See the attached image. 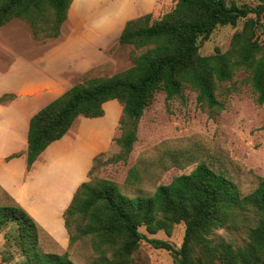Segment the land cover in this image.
Returning a JSON list of instances; mask_svg holds the SVG:
<instances>
[{
	"label": "trees",
	"instance_id": "1",
	"mask_svg": "<svg viewBox=\"0 0 264 264\" xmlns=\"http://www.w3.org/2000/svg\"><path fill=\"white\" fill-rule=\"evenodd\" d=\"M72 1L0 0V27L18 18L30 26L36 40L58 37ZM175 2L158 19L150 12L126 22L119 42L140 50L131 67L111 76L77 82L32 115L28 171L53 142L68 133L80 115L101 117L104 104L113 99L123 106L121 134L116 138L120 151L109 159L115 162L128 159L138 139L139 121L159 91L170 100L191 87L198 102L222 109L218 86L242 69L249 74L257 101L264 103V44L256 33L264 29V0L255 7L237 0ZM252 13L256 17H250ZM243 18V27L233 34L229 49H216L210 55L200 53L201 43L218 26H235ZM13 97V93H5L0 103ZM16 156L19 154L13 153L7 159ZM99 156L90 174L100 164ZM63 216L70 245L82 237L91 239L97 254L91 264H133L142 240L170 251L175 264H264V178L243 196L231 178L217 173L206 162L159 185L149 196H129L116 181L92 176L78 186ZM182 222L185 234L179 248L140 230L145 227L150 234L160 230L171 234L174 225ZM9 224L16 228L10 237L26 258L25 264H75L67 252L41 249L42 228L19 203L0 205V229ZM224 227L243 229L246 242H214L211 234Z\"/></svg>",
	"mask_w": 264,
	"mask_h": 264
},
{
	"label": "rangeland",
	"instance_id": "2",
	"mask_svg": "<svg viewBox=\"0 0 264 264\" xmlns=\"http://www.w3.org/2000/svg\"><path fill=\"white\" fill-rule=\"evenodd\" d=\"M237 1L252 7L259 3V0ZM175 3V0H73L70 16L84 21V27L99 25L98 31L92 30L88 36H96L102 40L97 41L96 47H82L81 52L67 57L66 62L72 59L84 61L85 58L90 61L87 63L88 70L75 76L72 83L90 77L111 76L131 67L134 56L140 50L131 44H120L116 32H110L112 27L119 19L128 21L150 12L154 19H158L170 11ZM127 10L128 13H122ZM249 16L256 17V14L252 13ZM245 20L240 19L235 26H218L209 39L201 43L200 53L210 55L216 49L223 52L229 49L233 34L243 27ZM261 21L264 24V18H261ZM67 28L70 29L69 22L65 21L58 37L36 40L30 26L21 19L15 18L0 27V71L7 70L17 53L22 55L37 53L40 56L55 47H61L64 55H68L70 50L66 40L71 31ZM256 33L260 42L264 44V29H258ZM56 83L51 81L46 87V94H50L49 97L48 95L44 97L45 93H41L40 105L51 96L62 94L69 87L65 78L61 85H55ZM2 89H8L4 82L0 83V90ZM216 93L223 104L222 109L209 108L198 102L197 93L191 87H186L180 96L170 100H167L164 91L157 92L139 121L138 139L132 152L126 161L118 162L109 159L120 151L116 138L121 134L120 119L123 106L116 99L106 102L105 114L100 118H94L110 126L112 142L109 149L95 155L97 157L101 154L100 164L97 163V167L90 174L95 165L94 157L84 181L90 180L92 176L109 178L116 181L122 192L129 196H149L159 185L168 184L175 176L188 174L199 163L206 162L217 173L231 178L243 196L251 193L258 186L259 180L264 178V103L260 104L257 101L249 74L242 69L236 71L232 80L221 82ZM81 116L83 115L76 121H80ZM75 150L78 157L84 154V149L77 138L73 143H64L63 146L51 149L43 155L47 166L42 172L40 185L44 187L47 197L53 196L50 190L54 189L53 191L57 192L66 188L68 178L72 176V173H69L71 164L68 155ZM49 202L51 201L49 200L47 205ZM13 203L18 202L0 187V205ZM40 227L42 230L39 231V244L43 251L57 254L67 252L75 264H91L97 257L89 237H82L70 245V234L66 227L64 230L60 226H55L54 232L58 235H52L44 227ZM140 230L149 237L166 240L179 248L184 239L185 224L183 222L175 224L171 234L164 230L150 234L145 227H141ZM15 231L13 224L0 229V264L26 262V258L10 237V234L13 237ZM64 236H67V242L61 240ZM210 237L214 242L225 240L237 245L246 242L245 231L232 227L217 229ZM133 264L175 262L170 251L155 248L142 240L133 255Z\"/></svg>",
	"mask_w": 264,
	"mask_h": 264
},
{
	"label": "crops",
	"instance_id": "3",
	"mask_svg": "<svg viewBox=\"0 0 264 264\" xmlns=\"http://www.w3.org/2000/svg\"><path fill=\"white\" fill-rule=\"evenodd\" d=\"M126 12L128 13V10L122 13L126 14ZM66 21L69 22L70 27L67 29L71 31L66 40L70 50L68 55H64L61 47H55L40 56L37 53H29V55L17 53L7 70L0 71V83L4 82L8 86V89L0 90V97L5 93L15 95L12 99L0 103V187L52 235H58L54 232L55 226H60L65 230L64 210L70 204L79 184L86 178L95 155L109 149L112 142L109 125L102 124L98 118L81 116L80 121H76L63 138L52 143L35 161L32 169L27 170L26 152L30 119L34 113L59 96H51L40 105L41 93H45L44 97L47 95L49 97L50 94H46V87L51 81H56L55 85H61L65 78L69 87L74 85L72 82L75 76L86 72L87 63L90 61L85 58L84 61L72 59L66 62L67 57L78 54L82 47H96L97 41L102 40L96 36H88L92 30L97 32L99 25L84 27L85 22L72 18L70 10ZM126 21L119 19L110 32H116L119 38ZM76 138L84 149V154L78 157L77 150L69 153L71 164L69 173H72V176L68 178L65 189L57 190V192H54V189L50 190L53 196L47 197L44 187L40 185L42 172L47 166L43 155L51 149L63 146L64 143H73ZM13 153H19V156L7 159ZM49 200L51 202L47 205ZM61 240L67 242V236Z\"/></svg>",
	"mask_w": 264,
	"mask_h": 264
}]
</instances>
